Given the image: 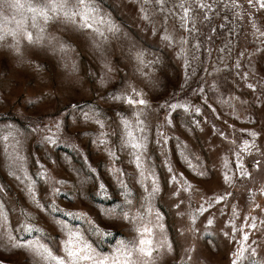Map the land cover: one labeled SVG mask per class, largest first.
Listing matches in <instances>:
<instances>
[{
	"label": "rangeland",
	"instance_id": "rangeland-1",
	"mask_svg": "<svg viewBox=\"0 0 264 264\" xmlns=\"http://www.w3.org/2000/svg\"><path fill=\"white\" fill-rule=\"evenodd\" d=\"M19 2L0 4V264H112L145 226L154 264H264V8L90 0L100 35Z\"/></svg>",
	"mask_w": 264,
	"mask_h": 264
},
{
	"label": "snow or ice",
	"instance_id": "snow-or-ice-1",
	"mask_svg": "<svg viewBox=\"0 0 264 264\" xmlns=\"http://www.w3.org/2000/svg\"><path fill=\"white\" fill-rule=\"evenodd\" d=\"M5 2H8L9 7H15L18 10L25 7V5L20 3L19 0H0V4H3ZM148 2L149 0H145V3ZM156 2L162 7L165 3V0H156ZM248 2L249 4H251L253 0H248ZM256 2L260 4V7L264 8V0H256ZM200 6L203 7L204 5L201 4ZM58 8L63 10V18L65 20L73 24H76L81 29L84 30L91 29L92 31L97 32L98 34L103 35V33L100 32L99 28L94 26L97 23L96 17L98 13L96 12L94 5L90 2V0H39V3L35 7H33L31 4L28 5V10L33 13H36L39 17L43 19L45 23H47L52 19V17L49 15V11L56 12ZM185 15H187V10H185ZM35 21H36V16H33V26H35ZM99 23H105V21L101 18L99 20ZM41 31H43V28H41ZM108 31L115 32L118 31V29H116V27L112 25L111 22H108ZM8 34L15 35L14 32L13 33L5 32L4 35H0V40H3L5 38V35ZM25 39L30 44H39L42 38L38 36L34 40L32 33L27 32ZM59 50L61 52H64L65 48L61 46ZM141 57L142 54L137 55L138 59H140ZM128 102L136 103L131 99H129ZM138 103L140 105L146 106V101L142 99L139 100ZM171 107L175 108L176 105H171ZM129 135L131 136V133H129ZM251 135H255V133H252ZM130 143H132L133 148L141 147V145L138 143H134L131 141ZM137 159L139 160V157H137ZM241 167L243 166L241 165ZM225 180L227 182H230L231 177H229L226 174ZM156 191H158V189H156ZM151 232L152 229L145 226L141 230L142 238L139 240L138 244L132 247H126L121 253L122 260L120 258H117V260H114L112 264H154L153 254L155 251H158V249L153 245L152 240L150 238H143L145 234H147L150 237ZM245 239H247V236H245ZM69 244H71V239L69 240ZM25 247H29V246L26 245ZM30 247L34 253L40 251V249L37 248L35 245ZM44 252L47 253V249H44ZM81 253H85V254L81 255ZM48 256H51V253H48ZM67 256H68V261L61 259L58 261V264H79L80 260L93 261V264H109L107 258H103V257L98 258L90 254L87 246L79 249L70 247L67 251ZM52 259H55V257H52Z\"/></svg>",
	"mask_w": 264,
	"mask_h": 264
}]
</instances>
